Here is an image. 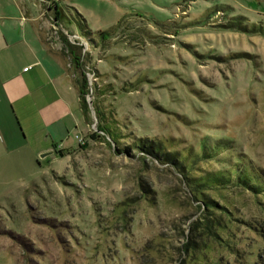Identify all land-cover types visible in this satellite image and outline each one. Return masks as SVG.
Returning a JSON list of instances; mask_svg holds the SVG:
<instances>
[{
  "label": "rangeland",
  "instance_id": "rangeland-1",
  "mask_svg": "<svg viewBox=\"0 0 264 264\" xmlns=\"http://www.w3.org/2000/svg\"><path fill=\"white\" fill-rule=\"evenodd\" d=\"M31 1L88 115L0 130V264H264V0Z\"/></svg>",
  "mask_w": 264,
  "mask_h": 264
},
{
  "label": "crops",
  "instance_id": "crops-1",
  "mask_svg": "<svg viewBox=\"0 0 264 264\" xmlns=\"http://www.w3.org/2000/svg\"><path fill=\"white\" fill-rule=\"evenodd\" d=\"M31 2L0 0V130L11 146L21 133L17 120H24L39 143L45 138L67 148L84 120L80 94L66 55L49 41L47 22Z\"/></svg>",
  "mask_w": 264,
  "mask_h": 264
},
{
  "label": "trees",
  "instance_id": "trees-1",
  "mask_svg": "<svg viewBox=\"0 0 264 264\" xmlns=\"http://www.w3.org/2000/svg\"><path fill=\"white\" fill-rule=\"evenodd\" d=\"M107 33L106 31L103 32V34ZM67 43V48L69 50V53L72 56V62L75 66V69L79 71L80 77L75 79L76 86L78 87V91L80 94V101H81V108L85 115V118H87L88 115V108H87V100H86V90L88 87V81L85 74V69L83 68V62L81 61V57L77 54L75 50V45L70 43L68 40L65 41Z\"/></svg>",
  "mask_w": 264,
  "mask_h": 264
},
{
  "label": "built area",
  "instance_id": "built-area-1",
  "mask_svg": "<svg viewBox=\"0 0 264 264\" xmlns=\"http://www.w3.org/2000/svg\"><path fill=\"white\" fill-rule=\"evenodd\" d=\"M77 137H78V135H77Z\"/></svg>",
  "mask_w": 264,
  "mask_h": 264
}]
</instances>
